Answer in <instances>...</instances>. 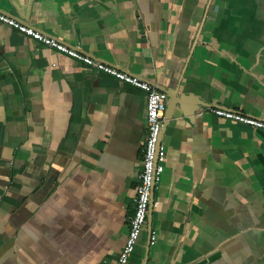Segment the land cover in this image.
Wrapping results in <instances>:
<instances>
[{"label":"crops","instance_id":"crops-1","mask_svg":"<svg viewBox=\"0 0 264 264\" xmlns=\"http://www.w3.org/2000/svg\"><path fill=\"white\" fill-rule=\"evenodd\" d=\"M0 12L204 104L164 134L158 241L148 252L147 225L128 264H264V132L209 111L264 121V0H0ZM146 105L0 23V264H117Z\"/></svg>","mask_w":264,"mask_h":264},{"label":"built area","instance_id":"built-area-1","mask_svg":"<svg viewBox=\"0 0 264 264\" xmlns=\"http://www.w3.org/2000/svg\"><path fill=\"white\" fill-rule=\"evenodd\" d=\"M0 23L41 42L55 51L65 54L72 59L93 68L94 70L115 78L116 80L131 85L146 93V122L148 136L143 150L142 169L138 174L139 187L135 199V213L131 218L130 231L126 245L121 252L117 264H128L140 239L142 238L148 223L150 203L157 186L161 183L165 173L168 150L161 141L163 122L167 109L168 95L152 86L148 81L123 72L110 65L86 56L80 51L70 48L51 37L44 35L35 27L24 24L4 13L0 12ZM209 111L215 116L246 125L257 131L264 132V121L252 116L220 108H210ZM154 206L157 205L154 203ZM158 241L156 232L151 233V245Z\"/></svg>","mask_w":264,"mask_h":264},{"label":"water","instance_id":"water-1","mask_svg":"<svg viewBox=\"0 0 264 264\" xmlns=\"http://www.w3.org/2000/svg\"><path fill=\"white\" fill-rule=\"evenodd\" d=\"M157 88L158 90L163 91L168 95L167 109H166V113L164 117L163 130H162V135H161V141H162L164 134L167 131L171 121L174 119V116L177 110H179L182 113L184 120L188 121L189 123H193L194 120L196 119V115L198 111L200 110V106H203L204 104H200L198 102H193V104H189L190 100L186 99L184 96H179L178 90L176 91L175 89L174 90L167 89L162 86H158ZM153 207H154V198L152 196L151 203H150V209H149V215H148V223H147L148 234H149L148 252H149L150 245H151V233L153 230L152 228Z\"/></svg>","mask_w":264,"mask_h":264}]
</instances>
